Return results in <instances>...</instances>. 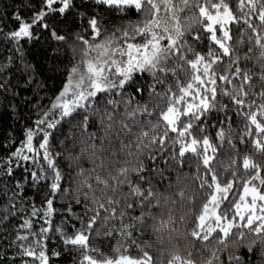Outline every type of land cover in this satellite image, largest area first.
I'll use <instances>...</instances> for the list:
<instances>
[{"label": "snow or ice", "instance_id": "1", "mask_svg": "<svg viewBox=\"0 0 264 264\" xmlns=\"http://www.w3.org/2000/svg\"><path fill=\"white\" fill-rule=\"evenodd\" d=\"M94 2L97 5L115 8L119 12L134 8L140 19L135 23L129 22L116 28L106 35L108 29L97 15L93 14L85 18L84 14H81L83 32L76 33L73 43V52L78 53L79 60L70 69L63 90L49 110H55L52 114L58 115L59 119L36 121L35 134L43 136L39 147H33L34 131L29 129L26 133V141L12 154L14 157L26 161L32 160L34 164L39 165L36 170L29 173L31 182L39 184L41 181L50 180L47 184L48 195L44 198V211L33 205L31 216L40 217L44 219L46 225H50L51 216L55 211L53 207L55 198L62 195L68 200L65 216L68 222L74 215L73 201L77 206L83 201L84 213L83 216L78 217L81 227L71 236L66 235L62 229H57L65 245L83 250L80 264H154L153 257L136 239H132L131 243L141 255L133 257L123 254L127 249L121 246L115 249L120 253L115 258L106 256L99 247H90L89 241L93 232L98 237L112 236L115 227H108L109 223L114 221L117 215L122 222L126 215L124 211L119 213L117 211L121 198L126 209L136 207L137 203L142 208L159 207L158 193L152 187L151 178L143 175L146 166L140 157L150 148L163 153L169 145L178 144L180 146L178 152H172L164 159L179 171L185 163L186 155L188 153L195 155L198 161L197 173L192 177V181L198 182L199 187L194 196L186 195L183 188L176 193V196L180 198L181 203L185 200L191 203L202 197L203 203L198 212L189 209L188 213L178 218L170 213L167 220H161L158 226H154V231L167 229L171 239L172 236L180 234L179 225L187 224L191 219L195 227L184 235L192 238L193 241L209 242L215 239L216 244L223 250L229 247V240L238 231L239 234L233 241V245L238 248L244 246L243 240L246 237L244 229H246L255 237L247 245L248 251L251 252L252 245L257 242L264 244V161L258 162L256 159L257 155L264 157V0H239L237 7L243 12L242 16L235 15L226 0H219V3L214 0H203V3L201 0H94ZM56 4L60 7H54ZM42 5L43 7L33 14L31 22L24 21L17 13L14 18L19 27L10 32L8 38L17 41L22 38L31 39L33 35L31 29L40 24L45 31L51 29L50 35L53 40L67 43V36L60 34L55 24L50 25L44 21L50 13L65 16L73 7V0H42ZM245 7L247 11H243ZM210 9L216 10L215 15ZM189 12L192 15L187 20L183 19L182 14ZM188 20L191 22L189 23ZM257 20L259 24L255 23ZM241 22L247 26V30L255 34L254 37L248 36V42L254 40V45L248 47L243 56L237 55V52L245 41L233 40L230 28H226V25ZM194 25L202 26V30L192 39L199 41L205 34L210 33L208 38L217 46L215 49L210 47L203 55L193 50L185 40V34L189 33ZM218 31L222 35L218 36ZM88 33L91 35L86 38ZM228 41L233 43L230 45ZM189 53L194 58H189ZM225 57L229 62L222 72L218 71ZM241 60L251 61L254 67H259V71L240 67L238 62ZM144 74L152 80L147 87L142 83ZM137 77L140 79L138 80ZM132 85L137 86L134 93L129 94L126 90ZM229 85L231 88L228 87ZM5 88L6 85L0 83V90ZM257 88L259 91H254ZM145 91L148 92V100L143 105L137 102V106L133 108L135 97L143 96ZM257 96L260 98V103L257 102ZM220 97H228L233 107H229L228 104L221 105ZM101 105L102 109L98 107ZM120 105L124 106L122 113L119 111ZM233 108L236 115L241 116L246 122L247 135L253 137L251 146L254 153L245 155L242 162L231 159L224 169L225 172H231L232 178L227 179L217 170L215 164L225 143L230 149H236L230 138V132L226 133L223 129L218 131L216 139L220 143L214 144L208 136L198 138L194 135V131L197 128L201 133L204 131L202 119L213 110L223 111L230 121L231 117H228L227 113L233 111ZM81 112L87 114L83 115L78 124L72 125L79 129V138L71 132L65 137V140L72 139L73 148L80 146L79 155L73 157L71 152L69 153L70 161H79L80 157L88 156L95 165V160L101 159L97 153L107 150L105 141L111 143L110 138L114 129L119 128L120 132L128 135L135 126L141 129L136 134L135 142L125 144L121 141L119 151L125 152L128 157H134L136 163L130 167H119L115 175L109 171L108 176L105 177L97 173L96 169L114 167V164L112 162L106 164L101 159L99 165L88 170L81 168L77 173L78 176H84L79 187L73 189L72 181L68 179L69 187L65 188L63 186L65 174L57 165L58 159L63 158L64 154L53 152L49 140L53 133L48 130L56 129L62 121L72 124L73 118L79 116ZM138 113L156 115V123L145 130L141 122L136 119ZM43 115L48 117L49 112ZM94 116L99 117V130L102 131V135L88 131L94 126V123H90V118ZM249 124L251 126H248ZM172 134L175 136L173 137ZM256 134H259L258 137ZM96 140L100 141L99 147L94 142ZM64 143L65 141H61V144ZM240 143L247 142L242 137ZM25 149L33 155H25ZM112 155H116L115 150ZM148 158L155 161L157 156L153 154ZM124 163L127 165L129 161L125 160ZM241 167L245 170V176L250 178L240 176ZM155 171L163 179L164 170L156 168ZM253 172L255 175H251ZM7 173L12 174L11 167L8 168ZM94 173L96 184L102 185L98 189L99 195L96 194L97 189L88 182ZM130 173L136 174L137 182L134 183L130 179ZM256 180L260 181L259 186L255 183ZM144 184H148V187L145 188ZM123 186L128 188L127 192L121 191ZM85 187L91 192V197L88 192L83 191ZM169 187L172 185L170 184ZM8 191L10 189H5L4 194L7 195ZM118 194L120 198H117ZM17 195V192L12 191L5 210L0 214V219H8L11 210L16 207ZM89 200L95 207L87 206L86 202ZM153 200L157 201L156 205H153ZM172 203L175 204L177 201L173 200ZM89 212L92 214L88 215ZM102 212L105 213L103 216ZM145 216L153 221L156 220V216L151 212L142 213L135 219L143 224ZM98 222H101L99 228L96 227ZM170 225L172 227H169ZM20 227L30 229L31 220H25ZM129 227L134 225L122 223V234L131 238L132 233L124 231ZM105 228L108 230L104 231ZM49 231V227H41L39 233H29L35 238V242L27 246L24 243L19 244L21 257H30L38 264H49V256L42 243V238ZM29 235L18 234L16 239L19 242L27 241ZM196 252L193 245V251L188 252L187 257L172 255L167 260V264H196L192 258ZM53 255L60 254L54 252ZM240 259L239 256H229V261L234 264H240ZM217 260L219 256L213 251L212 258L205 264H214Z\"/></svg>", "mask_w": 264, "mask_h": 264}, {"label": "trees", "instance_id": "2", "mask_svg": "<svg viewBox=\"0 0 264 264\" xmlns=\"http://www.w3.org/2000/svg\"><path fill=\"white\" fill-rule=\"evenodd\" d=\"M201 2L203 3V0ZM214 2L219 3V0H214ZM226 2L235 15H243V12L237 7L239 0H226ZM42 7V0H0V83L6 85L5 89L0 90V214L5 210L12 191L18 193L15 201L16 207L11 210L8 219H0V264H26V262L27 264H38V262H34L30 257H21L19 254V244L24 243L25 246L30 243L34 244L35 238L30 236L29 233H39L41 227L50 228V231L42 238L44 250L49 256V264H80L84 254L83 250L65 245L63 243V237L57 229H62L68 236L73 235L77 228L81 227L78 217L83 216L85 202L82 201V204L77 206L73 201L74 215L68 222L65 220L68 200L64 199L62 195H58L55 198L53 205L55 211L51 216L52 223L50 225H46L44 219L40 217H32L31 211L33 205L41 209L42 212L44 211V198L48 195L47 184L50 183V180L47 182L41 181L39 184L31 182L29 173L36 170L39 165L34 164L32 160L26 161L22 158L14 157L12 154L26 141V133L29 129L34 131L33 147H39L43 136L35 134V130L37 129L36 121L40 119H48L50 121L59 119L58 115L52 114L55 110H49L56 97L63 90L70 69L79 60L78 53L73 52V43L76 33L83 32V28L81 27V14L83 13L85 18L93 14L97 15L108 29L106 35L116 28L127 25L129 22L135 23L140 19V15L134 8L128 9L125 12H119L115 8L97 5L94 0H73V7L67 11L65 16H60L59 13H50L44 21L50 25L55 24L60 34L67 36V43L53 40L50 35L51 29L45 31L40 24H37L31 29L33 34L31 39L22 38L17 41L8 38L9 33L19 27L18 22L14 18L17 13H19L24 21L31 22L33 14L38 12ZM54 7L58 8L60 5L56 4ZM210 11L214 12L215 9H210ZM243 11H247V7ZM191 15L192 13L190 12L184 13L182 14V18L187 20ZM188 22L190 23L191 21L188 20ZM255 23L259 24V21L257 20ZM226 28H230V34L233 36V40L243 39L245 41L244 44L240 45L237 52V55L243 56L247 52L248 47L254 45V40L251 43L248 42V36L251 35L254 37L255 34L247 30V26L242 22L227 25ZM201 30L202 26L194 25L193 29L185 34V40L195 52L203 55L208 52L210 47L215 49L217 46L210 42L208 38L210 33L205 34L199 41L193 40L192 37L197 35ZM90 35L91 33H88L86 38ZM227 43L231 45L233 41H228ZM188 55L189 58H194L191 53ZM228 62V58L225 57L223 63L219 65L217 70L222 72ZM238 63L240 67L246 70L259 71V67H254L251 61L241 60ZM137 79L139 80L140 77H137ZM142 83L147 87V84L152 83V80L147 74H144ZM236 83L238 84L239 81ZM136 86L132 85L127 88V93H134ZM228 87L231 88V85ZM254 91L258 92L259 89H254ZM125 99H127V96ZM256 99L258 103L261 102L258 96ZM147 100L148 92L145 91L143 96L137 95L135 97L132 107L135 108L137 102L143 105ZM219 103L221 105L228 104L229 107H233L228 97H220ZM98 107L102 109V105ZM119 111L121 113L124 111L123 105L119 106ZM45 112H49L48 117H44L43 114ZM85 114L87 113L81 112L79 116L73 118L72 124L62 121L56 129L48 130L53 133L49 138L53 152H62L64 154L63 158L58 159L57 165L61 172L65 174V181L63 182L65 188L69 187L68 179H71L73 189L79 187V183L83 181L84 176H78L77 173L80 172L81 168L88 170L92 169L95 165H99L101 159L106 164L108 162L114 164V167L109 166L103 169H96L97 173L105 177L108 176L109 171H111L112 175H115L116 169L119 167H130L136 163L134 157H128L125 152L119 151L121 141L125 144L135 142L136 134L141 130L135 126L132 127V131L128 135L120 132L119 128L114 129L110 138L111 143L105 141L107 150L103 153H97L101 159L95 160V165L88 156L80 157L79 161H70L68 159L69 153L71 152L73 157L79 155L80 146L78 145L76 148H73L72 139L65 140V137L69 136L71 132L75 133L76 137L79 138V129L72 125L78 124ZM227 116L231 117L230 121L225 117L223 111H211L202 119L201 124L204 131L201 133L199 128H197L194 131V135H197L200 139L203 136H208L212 143L219 144L220 141L216 139L217 132L221 129L226 133L230 132V138L236 145V149H230L227 143H225L217 157L215 167L219 172L224 174L225 178L231 179V172H225L224 170L231 159L242 162L243 157L245 155H253L254 150L251 146L253 137L247 135L244 119L236 115L234 108L233 111L227 113ZM136 119L141 122L145 130L151 124L156 123V115L148 116L144 113H138ZM98 120L99 117L94 116L90 118V123H94V126L90 127L88 131L98 132L99 135H102V131L99 130ZM248 126L251 125L249 124ZM172 135L173 137L175 136V134ZM256 135L258 137L259 134ZM242 137L247 142L246 144L240 143ZM61 141H65V143L61 144ZM94 142L99 147L100 141L96 140ZM179 147L178 144L174 146L169 145L163 153L157 151L155 148H150L140 157L146 166L143 175L146 178H151L152 187L158 193L159 207L142 208L137 203L136 207L126 209L124 207V201L121 198V203L117 206V211L118 213L120 211L126 213L123 221L121 222L120 217L117 215V218L109 223L108 227H115V231L110 237H98L93 232L91 234L92 238L89 241L90 247H99L101 252L106 256L115 258L120 254L115 249L121 248L122 246V248L127 249V252L123 254L137 257L141 253L131 243L132 239H136L144 250L148 251L153 257L154 264H167V260L175 254L187 257L188 252L193 251V245L197 250L196 254L192 257L196 264H205L207 260L212 258L213 251L219 256V260L215 261L214 264H234V262L229 261V256H239L241 258L240 264H264V244L257 242L255 245H252L253 250L251 252L248 251L247 245L255 237L246 229H244L246 233V237L243 240L244 246L237 248L233 245V241L236 240L239 234L236 231L235 235L228 242L229 247L223 250H221V246L216 244L215 239H211L209 242H201L193 241L192 238L186 237L184 234L190 232L195 227L191 219L188 220L187 224L179 225L180 234L172 236L171 239L167 229L160 232L154 231V226H158L161 220H167L170 213L173 217L178 218L180 215L188 213L189 209L198 212L200 205L203 203L202 197H198L191 203L187 200L181 203L180 198L176 196V193L181 188L185 189L186 195L194 196L199 187L198 182L193 183L192 181V177L197 173L198 161L195 155L188 153L185 158V163L179 171L171 167L164 159L172 152H178ZM114 150L116 151L115 156L112 155ZM24 154L33 155L32 153H28L26 149ZM153 154L157 156L155 161L148 158ZM256 159L258 162L264 161V157L258 155ZM125 160L129 161L127 165L124 163ZM75 164L79 166H73ZM9 167L12 168L11 175L7 173ZM156 168L164 170L163 179L156 173ZM233 170L235 169L233 168ZM200 172L201 174L203 173L202 168ZM85 175H87V172H85ZM94 175L95 173L93 177L89 178L88 182L93 185L94 189H97L96 194L99 195L98 189L102 185L98 186L96 184ZM251 175H255V173L253 172ZM240 176L250 178V176H245V170L242 167L240 168ZM130 179L134 183L138 181L135 173H130ZM255 183L257 186L260 185L259 180H256ZM170 184L172 187H169ZM144 187L147 188L148 184H144ZM5 189H10L7 195L4 194ZM83 191L88 192L89 197H91V192L86 187ZM121 191L127 192L128 188L123 186ZM117 198H120L119 194ZM173 200H176L177 203L173 204ZM86 203L89 208L95 207L90 200ZM152 203L156 205L157 201L153 200ZM149 212L156 216L155 221L145 216V223L141 224L135 219V217L141 216L142 213L146 214ZM91 214L89 212L88 215ZM104 214L103 212L101 213L102 216ZM25 220H31L32 227L30 229H22L20 227ZM122 223L130 226L134 225V227H129L124 230L132 233L131 238L122 234ZM100 224L101 222H98L96 227L99 228ZM169 227H172V225ZM107 230V228L104 229V231ZM18 234L29 235V239L19 242L16 239ZM161 238H163V242H161ZM148 245L151 246L149 247ZM54 252H58L60 255L54 256Z\"/></svg>", "mask_w": 264, "mask_h": 264}, {"label": "rangeland", "instance_id": "3", "mask_svg": "<svg viewBox=\"0 0 264 264\" xmlns=\"http://www.w3.org/2000/svg\"><path fill=\"white\" fill-rule=\"evenodd\" d=\"M221 11H222V10H221ZM215 12H216V10H215L214 12H212V14L215 15ZM226 26H227V25H226ZM217 35L220 36V35H222V33L218 31V32H217Z\"/></svg>", "mask_w": 264, "mask_h": 264}]
</instances>
